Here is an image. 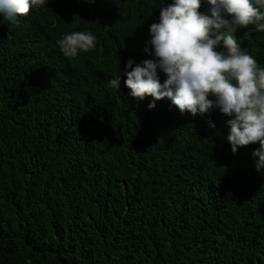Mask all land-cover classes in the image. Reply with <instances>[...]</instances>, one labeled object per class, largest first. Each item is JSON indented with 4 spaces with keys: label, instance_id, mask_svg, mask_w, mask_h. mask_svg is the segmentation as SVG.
<instances>
[{
    "label": "trees",
    "instance_id": "trees-1",
    "mask_svg": "<svg viewBox=\"0 0 264 264\" xmlns=\"http://www.w3.org/2000/svg\"><path fill=\"white\" fill-rule=\"evenodd\" d=\"M160 3L48 0L15 25L0 14V264H264L258 144L233 153L224 115L167 98L149 109L124 76L108 86L149 58ZM74 31L95 48L66 58L56 40ZM237 39L264 67V32Z\"/></svg>",
    "mask_w": 264,
    "mask_h": 264
},
{
    "label": "clouds",
    "instance_id": "clouds-1",
    "mask_svg": "<svg viewBox=\"0 0 264 264\" xmlns=\"http://www.w3.org/2000/svg\"><path fill=\"white\" fill-rule=\"evenodd\" d=\"M47 4L48 0H0V14L15 25L30 9ZM157 8L158 20L149 25L142 48L149 58H129L108 86L118 90L124 76L133 98L151 97L149 109L167 98L181 114L224 115L231 151L258 144L252 156L257 171L264 174V67L241 49L237 39L240 30L264 32V0H162ZM95 42L90 31L62 34L56 40L66 58L93 50ZM210 126L215 127L214 122Z\"/></svg>",
    "mask_w": 264,
    "mask_h": 264
}]
</instances>
